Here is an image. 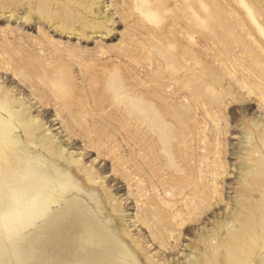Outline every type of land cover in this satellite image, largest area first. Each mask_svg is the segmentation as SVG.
I'll list each match as a JSON object with an SVG mask.
<instances>
[{"label": "rangeland", "instance_id": "1", "mask_svg": "<svg viewBox=\"0 0 264 264\" xmlns=\"http://www.w3.org/2000/svg\"><path fill=\"white\" fill-rule=\"evenodd\" d=\"M6 145L0 207L36 159L76 204L30 230L0 216V264H80L97 242L108 264L114 243L140 264H264V0H0ZM214 181L179 231L182 196ZM241 213L251 245L230 258Z\"/></svg>", "mask_w": 264, "mask_h": 264}, {"label": "bare ground", "instance_id": "2", "mask_svg": "<svg viewBox=\"0 0 264 264\" xmlns=\"http://www.w3.org/2000/svg\"><path fill=\"white\" fill-rule=\"evenodd\" d=\"M240 88L244 90V86L240 85ZM18 136V132L14 131L11 132V135ZM36 142L39 144H43V141L41 137L37 134L35 135ZM23 144V143H22ZM16 150L19 153H23L22 145H18L16 147ZM10 147L8 145L3 146V151L0 154V160L1 162L7 160L6 156L10 157ZM35 151H27L26 153H32L34 154ZM40 159H36V165L30 166L26 169V174H20L22 180H26L29 178V180L26 181V183H22L19 187H7L2 195L1 198L3 200L4 205L0 207V216L2 219L5 220V223L3 226L5 227V230H11L15 229L18 231L22 230H30L32 229L38 222L42 221L47 217V215L54 209L58 210L59 207H66L67 210L71 206L72 203L76 204V200L72 199L68 193V191L65 188V185L63 184V179L58 175V173H50L47 174L46 171H43L41 173H37L34 171L36 167H38L40 163ZM53 162H56L53 160ZM44 166L45 164L42 163ZM224 169V167H223ZM68 171H72V169H68ZM215 176H220L217 174V172H214ZM180 184H177V188L181 190ZM242 189V193L244 192V188ZM222 190L219 189L218 182L214 181L212 182L209 189L202 188L200 191H191L189 194H185L183 197L184 199V208L188 209L189 212H187L185 215L181 216V211L177 210L175 211L176 217L175 220L178 219L176 223V227L179 231H183L184 228L190 224V223H196L198 222L195 217L198 215L202 216L204 213L203 206L205 208H210L212 205V201L216 200L217 198L221 199L220 193ZM193 195L195 199L198 197H201L202 202L199 204L193 205V210L195 211V214H193L190 210V206L187 203V197ZM261 199L264 198V190H261L259 193ZM175 196V195H174ZM70 205V206H69ZM241 207L244 209L247 207V204L244 202H241ZM172 209V207H170ZM248 209L251 210V206H248ZM239 222H241L242 226H240V229H235L234 232H232L230 238H228L227 246H225V252L226 255L230 258L234 257L236 254L244 252V249H242L243 246L251 245L248 242V239L250 237L251 231H249L246 227L248 220L246 216L241 213V216H239ZM93 229H86L85 234L88 235L91 233ZM86 235L83 236V240L85 241L87 239ZM166 235L168 239L174 240V232L170 229L166 230ZM180 235V234H179ZM179 238H177L178 240ZM177 240H174L177 242ZM99 241V239L92 241L93 243ZM218 242V241H217ZM99 242L96 243V245ZM93 245L88 248L87 255L85 257V260L83 257L78 253L73 254V260L74 263L78 260V258L81 259L80 264H108L104 263L103 260L100 258L104 255H101L100 252L102 250L101 245ZM218 245V243H217ZM110 250L116 254L120 255V261H113L114 264H140L139 259L137 258H129L127 254H125V250L123 247H120L118 243H114L112 245H109ZM217 250V248H216ZM99 254V255H98ZM150 259V258H149ZM44 261L46 264H52L50 262V259L44 258ZM32 264H36L35 261H31ZM151 263V262H150Z\"/></svg>", "mask_w": 264, "mask_h": 264}]
</instances>
